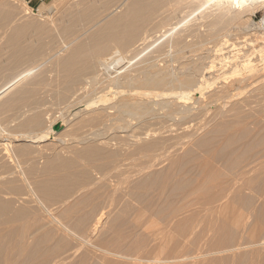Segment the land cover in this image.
Returning a JSON list of instances; mask_svg holds the SVG:
<instances>
[{
  "label": "bare ground",
  "instance_id": "6f19581e",
  "mask_svg": "<svg viewBox=\"0 0 264 264\" xmlns=\"http://www.w3.org/2000/svg\"><path fill=\"white\" fill-rule=\"evenodd\" d=\"M99 1L60 23L0 6V264H64L70 239L92 243L107 223L109 244L127 223L166 244L199 221L196 264H264L263 248L240 253L264 237V28L241 41L264 0ZM243 207L253 228L235 229Z\"/></svg>",
  "mask_w": 264,
  "mask_h": 264
},
{
  "label": "rangeland",
  "instance_id": "374dc122",
  "mask_svg": "<svg viewBox=\"0 0 264 264\" xmlns=\"http://www.w3.org/2000/svg\"><path fill=\"white\" fill-rule=\"evenodd\" d=\"M24 1V0H23ZM77 0H48V1H46L45 3L43 2V3H40V2H35V3H33V4H28L27 2H25L24 1V5L22 4V2L21 1H19V0H0V6H4V8H6L7 7V9L8 8H15L16 9V12H17V10L19 11V12H17L18 14L19 13H22V11H23V9L25 10L26 8H31V10H33V11H41L42 13H41V15L43 16L42 17V19H44L45 17L47 18V16L48 17H52V19H54V20H57L58 22L57 23H60V21L62 20V16L63 15H65L67 12H69V11H72V10H74V6L76 5V2ZM99 1V0H98ZM191 0H189V2H190ZM76 2V3H75ZM99 2H101V1H99ZM188 2V1H187ZM192 2V1H191ZM97 3V5H99V4H101V3H98V2H96ZM14 6H13V5ZM189 5L188 3H184V5L183 6H185V7H183V8H185L184 10L186 11H184L185 13H183V14H185V17H188V16H186V15H189L190 17H189V20H191L195 15H197V16H199L197 13L198 12H195L196 10L194 9V8H192L193 7V5L191 6V4H193V3H191L190 4V6H186V5ZM73 5V6H72ZM11 6H13V7H11ZM20 7V8H19ZM189 7H191V8H189ZM195 7V6H194ZM70 8H73L72 10L70 9ZM183 8H182V10H183ZM188 8V9H187ZM189 9H191V10H189ZM187 10H189V12L191 11L192 12V10H193V13H191L190 12V14H192V16L189 14V12L187 11ZM195 10V11H194ZM210 11V10H209ZM207 12H208V10H207ZM252 13L250 14V12H246L245 14H243V16H242V20H241V22H242V24L244 25V28L243 29H245L244 30V32H243V35L241 36V34H240V36L242 37H240L239 36V39L241 38V39H243V40H241V41H244L245 39H246V37H248L249 39L251 38V40H253L255 37H254V34H256V32H259L260 30H261V28H264V8H259V9H257V10H255V11H251ZM65 13V14H64ZM70 13V12H69ZM195 13V14H194ZM254 13V14H253ZM32 14V13H31ZM61 14H63L62 16H61ZM23 15V13L21 14V15H19L18 17H21ZM34 14H32V16H33ZM50 15H52V16H50ZM182 15V14H181ZM194 15V16H193ZM197 18H199V17H196V18H194L193 20H196ZM49 19V18H48ZM61 19V20H60ZM60 20V21H59ZM175 22V21H174ZM56 23V24H57ZM51 25V24H50ZM55 25V23L54 24H52V26H54ZM255 25H258L257 26V29L256 30H254V28H255ZM262 25V26H261ZM157 30H160V28L159 29H157ZM156 30V31H157ZM217 32H218V34L219 33H221L220 32V28L219 29H217ZM223 32H225V30L223 31ZM261 32V31H260ZM230 33H232L233 35L234 34H238L237 33V31H236V28H234L233 26H231L230 27ZM264 33V32H263ZM260 35H261V33H260ZM235 36V35H234ZM234 36L232 37L233 39L231 40V42L234 40L235 41V39H234ZM244 36V37H243ZM246 36V37H245ZM251 36V37H250ZM263 36V37H262ZM260 39H256L255 38V40H256V42L254 41V43L256 44V45H259L258 43H260V41H262L261 43H260V45H262V48H264V35H261V37H259ZM259 42H258V41ZM49 41V39H46V42H48ZM233 41V42H234ZM236 41H239V42H241L240 40H236ZM230 42V43H231ZM236 43V42H235ZM50 44H52V43H47V47H49V49L47 48L46 49V54L47 55H49V53H50V55H52V53L54 54L55 52L53 51V49L51 50L50 48H52L51 46L54 44V42H53V44L52 45H50ZM49 50H51V52H49ZM53 51V52H52ZM263 56H264V49H263ZM46 58H48V56L46 57ZM42 59V63H43V61H47V59ZM50 65V64H49ZM49 65H47V67H48V69H49V71H52L53 70V68L52 67H50L49 68ZM51 68H52V70H51ZM52 73V74H51ZM49 74H51V75H49ZM48 75L50 76V78L52 79V76L53 77H55V73L54 72H50ZM182 185H183V183H182ZM182 185H181V187H182ZM186 184H185V182H184V186H183V188L185 187L186 188V186H185ZM184 190V189H183ZM254 194V195H253ZM256 197V194L255 193H250L249 194V197L250 198H255ZM236 212V213H235ZM235 214H234V216H233V218L230 220V225L233 227V228H239L240 227V229H244V228H250L251 226V228H253V219H252V216H251V214H250V211H249V208H247V207H243V209H241V208H237L236 210H235ZM130 215H132V214H130ZM129 215V218H131L132 219V216H130ZM152 218V221H155L154 220V218L156 219V221H157V223H156V221H155V223L157 224V225H154V226H156V228L157 229H162V227L161 226H165V222L164 221H162V220H160L159 219V217L157 218V217H151ZM161 222V223H159L160 225H158V222ZM129 222H130V220H129ZM202 222H204V223H202ZM201 223V224H200ZM193 225H189L188 226V231L189 230H191L192 229V226H193V228H194V230H192V232H190L189 231V236L187 237V238H184V237H182L181 235H179V234H177V233H174V236H173V238H174V241H170V240H173V239H171V238H167V239H165V241H166V244H165V242H164V239L163 240H161L162 238L160 237L159 239L161 240L160 242H162V244L164 245H166V250H164L165 252H163L162 253V249H164V247L162 248V246L161 245H158V243H160L159 242V239H158V237L157 236H155V235H151L152 233H150L149 234V232L148 231H146L145 232V230L146 229H141V230H137L135 227V230H137L138 231V235L136 234L137 233V231H135V233H134V230L133 229H127L128 228V225H129V223H127L124 227V235H123V239H122V241L124 242H122L121 241V238L119 239V238H117V241H112V243H116V244H109V241H111V240H115V238H116V236H114V232H113V230H112V227H113V225L111 224L110 225V223L108 224L107 223V225H109V228H108V226L106 227L105 225H104V228L102 229V232L101 233H99L100 235H102V233H104L103 235H102V240L100 239V241H99V243H101V241H104V239L106 240L107 238H109V240L107 239L106 241H104V242H102V249L100 248L99 249V247H101V244H98L97 243V241H98V236H99V234H97L96 236H95V238H93L92 240H94V239H97V241L95 242V240L94 241H92V240H90L92 243H89V244H92V246L91 245H89V244H87V245H80L79 246V244L77 243V240H75L74 241V239H70V240H73L72 242L70 241V249H71V251H69V254L68 255H70L71 256V254H72V256H71V259L69 258L68 259V264H98V263H100V264H103V263H105V264H107V262H108V264H158V263H150V261H148V260H146V259H142V260H140L139 259V257H141L142 256V254H144L143 255V258H145L146 256H145V254L147 255V258L148 257H158V255H159V258L160 257H162L163 259H164V261L166 260V258L165 257H167V258H169L170 260H167L166 262H164L165 264H196V259L194 258V256H192L193 254H194V251H195V249H196V246H197V243H198V237H199V235L205 230V224H206V222L205 221H199V222H196V223H192ZM132 224L130 223V226H131ZM151 225V224H150ZM195 225V226H194ZM199 225V226H198ZM112 226V227H111ZM129 226V228H133V226L134 225H132V227H130ZM160 226V227H159ZM159 227V228H158ZM107 229H109L108 231V233H107ZM256 229V228H255ZM254 229V230H255ZM129 231L128 233L126 232V231ZM196 230V231H195ZM132 231V232H131ZM139 231H140V233H139ZM110 232L112 233V236L110 235ZM131 232V233H130ZM128 235H127V234ZM133 233V234H132ZM143 233V234H142ZM107 234H109L110 235V237H111V240H110V237L109 236H106ZM130 234H132V235H130ZM136 234V235H135ZM140 234V235H139ZM105 236V237H104ZM114 236V237H113ZM136 236V237H135ZM153 238H151V237ZM128 238V241H127V239L126 238ZM157 237V238H156ZM124 238H125V241H124ZM120 241H119V240ZM138 239V240H137ZM157 241H155V240ZM158 239V240H157ZM32 240V239H31ZM30 240V241H31ZM133 240V241H132ZM144 240V241H143ZM152 240H154V241H152ZM140 241V242H139ZM141 241H143V242H141ZM181 241V242H180ZM32 242H33V240H32ZM31 242V243H32ZM108 242V245H111V246H113V247H108L107 246V244L106 243ZM119 242H121V244H125L123 247H126V248H122L121 247V244H118ZM243 242L245 243V244H251V243H254V244H257L256 246H253V247H247V248H244V249H242L241 251H240V253L244 256L243 257V262H244V260L246 261L247 260V256H248V254H249V252L254 248V249H257V248H263L262 249V254L264 255V237L263 238H260L259 236H258V232H257V234H256V237H249V236H247V235H245L244 237H243ZM71 243H73L72 245H71ZM135 243V244H134ZM141 243H144L145 244V249L142 247V246H144V244H142V245H140L139 246V244H141ZM97 244V245H96ZM104 244V245H103ZM106 244V245H105ZM138 244V245H137ZM154 244H155V246H156V248H157V246H158V248L160 247V248H162V249H155V248H152V247H154ZM183 244V245H182ZM73 245H75V246H73ZM93 245H95V247L93 246ZM116 245L119 247H116ZM73 246V247H72ZM90 246V247H89ZM97 246V247H96ZM99 246V247H98ZM107 246V247H106ZM132 246V247H131ZM135 246V247H134ZM173 246H174V249H173ZM185 246V247H184ZM79 247V248H78ZM84 247V248H83ZM88 247V248H87ZM134 247V248H133ZM139 248L138 249V251L140 250V253H141V256L139 255V254H137V250H134L135 248ZM146 247H147V249H148V251L146 250ZM149 247V248H148ZM177 247V248H176ZM184 247V248H183ZM74 250H73V249ZM85 249V250H83V249ZM87 248V249H86ZM117 248V249H116ZM120 248H121V252H120V254L118 253L119 251H120ZM180 248V249H179ZM182 248V249H181ZM186 248H188V249H186ZM81 249V250H80ZM96 249V250H95ZM98 249V250H97ZM107 249L108 250H110V251H108V252H110V253H108V255L107 254H105L106 253V251H107ZM116 252H114L113 250ZM129 249V250H128ZM162 250L160 253L158 252V253H156L157 251H155V253L156 254H154V256H153V251L152 250ZM73 250V251H72ZM76 250V251H75ZM87 250V251H86ZM102 250V251H101ZM119 250V251H118ZM146 250V251H145ZM176 250V251H175ZM179 250V251H178ZM180 250H181V252H180ZM187 250V251H186ZM92 251V252H91ZM96 251H98V252H96ZM105 253H104V252ZM113 251V252H112ZM134 251H137V252H134ZM142 251V252H141ZM153 252L151 255L152 256H150V253L151 252ZM173 253H172V252ZM186 251V252H185ZM71 252V253H70ZM74 252V253H73ZM85 252V253H84ZM87 252V253H86ZM95 254H94V253ZM101 252H103L102 254H101ZM147 252V253H146ZM150 252V253H149ZM178 252H180V253H178ZM184 252V253H183ZM77 253V255H74V254H76ZM93 253V254H92ZM112 253V254H111ZM114 253H115V255H114ZM131 253V254H130ZM149 253V254H148ZM83 254V255H82ZM87 254V255H86ZM94 255V256H92V255ZM111 254V256H109ZM122 254V255H121ZM158 254V255H157ZM162 254V255H161ZM166 254H167V256H166ZM171 254H173V255H171ZM188 254V255H187ZM74 255V256H73ZM86 255V256H85ZM104 255H107V257H109V258H106V256L103 258L102 256H104ZM113 255H114V257H113ZM118 255V256H117ZM119 255H121V256H119ZM127 255H129V256H127ZM135 255H136V257H135ZM137 255H138V257H137ZM156 255V256H155ZM177 255H178V257H177ZM181 255V256H180ZM185 256V258L183 257V259H182V256ZM78 256V257H77ZM81 256V257H80ZM91 256V257H90ZM99 256V257H98ZM133 256H134V258H133ZM145 256V257H144ZM171 256H173V259H171L172 257ZM188 256V257H187ZM192 256V257H191ZM222 256H225V254H223V255H217V257H222ZM73 257V258H72ZM74 257H76V258H74ZM85 257V258H84ZM116 257V258H115ZM118 257V258H117ZM193 258L192 260H190V258ZM97 258H99V259H97ZM104 260H103V259ZM130 258V259H129ZM133 258V259H132ZM142 258V257H141ZM161 258V259H162ZM180 258V259H179ZM87 259V260H86ZM91 259V260H90ZM131 259H132V261H131ZM136 260V262H133V260ZM195 259V261H193ZM74 262H73V261ZM88 260L90 261V263L88 262ZM134 260V261H135ZM145 261V263H144V261ZM176 260V261H175ZM203 260V259H202ZM205 260V259H204ZM76 261H77V263H76ZM81 261V262H80ZM129 261V262H128ZM138 261L140 262V263H138ZM143 261V262H142ZM173 261V262H172ZM191 261H193V263L191 262ZM200 262H202V263H200V264H205V263H203V261H201V260H199ZM199 261H197V264L199 263ZM67 262L65 261V263L64 264H67ZM73 262V263H72ZM111 262V263H110ZM160 263V264H164V263ZM195 262V263H194ZM210 262H208V260H207V264H209ZM211 264V263H210ZM213 264V263H212Z\"/></svg>",
  "mask_w": 264,
  "mask_h": 264
},
{
  "label": "crops",
  "instance_id": "0c3cea01",
  "mask_svg": "<svg viewBox=\"0 0 264 264\" xmlns=\"http://www.w3.org/2000/svg\"><path fill=\"white\" fill-rule=\"evenodd\" d=\"M24 1L27 2L28 4H33L35 2L45 3L48 0H24Z\"/></svg>",
  "mask_w": 264,
  "mask_h": 264
}]
</instances>
